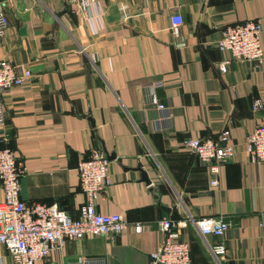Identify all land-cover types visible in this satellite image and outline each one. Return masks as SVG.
<instances>
[{
    "label": "crops",
    "instance_id": "obj_1",
    "mask_svg": "<svg viewBox=\"0 0 264 264\" xmlns=\"http://www.w3.org/2000/svg\"><path fill=\"white\" fill-rule=\"evenodd\" d=\"M89 1L0 0L9 23L0 60L31 73L3 98L0 148L24 167L22 201L56 204L73 219L86 201L78 165L100 148L114 158L97 211L143 230L113 241L67 239L38 264H148L164 218L186 223L181 239L192 264H264V162L253 163L244 146L264 124V108L253 111L256 100L264 103V63L236 61L217 47L226 26L250 20L262 26L264 46V0ZM175 16L184 21L177 29ZM155 83L164 85L155 94L165 111L151 103ZM224 130L235 153L212 187L208 166L182 145ZM207 217L230 230L220 239L202 235L195 221ZM219 242L228 248L223 258L212 253ZM0 264H11L3 245Z\"/></svg>",
    "mask_w": 264,
    "mask_h": 264
},
{
    "label": "built area",
    "instance_id": "obj_2",
    "mask_svg": "<svg viewBox=\"0 0 264 264\" xmlns=\"http://www.w3.org/2000/svg\"><path fill=\"white\" fill-rule=\"evenodd\" d=\"M149 1V0H144ZM78 7H90L89 0H69ZM86 17V9L81 11ZM90 19V18H89ZM172 27L177 29L183 25V18L175 16L171 19ZM8 19L0 3V38L8 27ZM263 29L257 21H246L228 25L222 30L217 47L229 52L236 61L264 63ZM230 62L221 67L227 72ZM31 79L28 69L14 65L8 60H0V127L5 123L4 96L14 87L25 85ZM163 83L151 85V103L160 111L167 107L159 102L155 90L163 87ZM264 108L261 100L253 105L254 112ZM183 148L208 166L214 176L212 187L219 186V166L229 162L235 153L231 143V132L224 130L218 139L193 138L183 142ZM245 151L253 163L264 162V124L258 125L245 142ZM108 155L100 148H93L77 168L79 187L85 195V203L79 209V217L71 218L61 211L56 204L46 205L39 202L27 204L20 198V178L24 173L23 165L17 161L14 152L9 148H0V183L2 200L0 201V245L9 252L11 264H38L52 251L60 250L65 240H82L86 237H102L113 241L115 237L127 230L135 234L141 233L140 223L129 224L119 214H102L96 209L97 200L111 185L108 170ZM199 232L204 236L222 238L231 225L223 218L207 217L195 221ZM185 222H176L164 218L158 222L163 234L161 245L149 254L148 264H192L191 246L181 239V227ZM217 258L228 253L224 243L212 247Z\"/></svg>",
    "mask_w": 264,
    "mask_h": 264
},
{
    "label": "water",
    "instance_id": "obj_3",
    "mask_svg": "<svg viewBox=\"0 0 264 264\" xmlns=\"http://www.w3.org/2000/svg\"><path fill=\"white\" fill-rule=\"evenodd\" d=\"M113 156H108V160H113ZM142 180L147 184L150 185V181L148 180L147 175L143 172L142 173Z\"/></svg>",
    "mask_w": 264,
    "mask_h": 264
}]
</instances>
